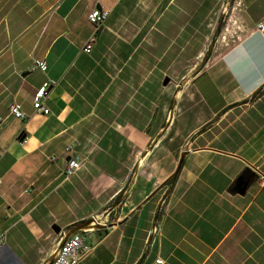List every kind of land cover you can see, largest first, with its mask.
<instances>
[{
	"label": "crops",
	"instance_id": "1",
	"mask_svg": "<svg viewBox=\"0 0 264 264\" xmlns=\"http://www.w3.org/2000/svg\"><path fill=\"white\" fill-rule=\"evenodd\" d=\"M238 1L234 43L205 63L209 25L194 53L169 54L178 0H0L1 264H48L92 219L79 264H264V0ZM96 8L109 15L88 53Z\"/></svg>",
	"mask_w": 264,
	"mask_h": 264
},
{
	"label": "rangeland",
	"instance_id": "2",
	"mask_svg": "<svg viewBox=\"0 0 264 264\" xmlns=\"http://www.w3.org/2000/svg\"><path fill=\"white\" fill-rule=\"evenodd\" d=\"M178 1L175 3L172 13L174 20L172 29L174 46L172 51L169 52L170 55L176 53L182 47H184V54H187V52L194 53L203 42L209 25L210 31L209 35H207L209 40L206 42V48L208 49L218 26H220V18L223 14L225 18L221 31L216 35L214 40L213 49L223 38H226L224 42H228V44L232 43V41L234 43L233 39H235L237 33L240 31L238 21L239 15L243 11V4L241 2L238 0H222L220 3H218V0H206L205 2L184 0L183 3L181 0ZM181 6L184 7V11H188V14L179 11V9H182ZM166 60H169V58ZM173 85L174 83L172 82L169 88ZM24 259L28 264H34L38 261V257L35 254Z\"/></svg>",
	"mask_w": 264,
	"mask_h": 264
},
{
	"label": "built area",
	"instance_id": "3",
	"mask_svg": "<svg viewBox=\"0 0 264 264\" xmlns=\"http://www.w3.org/2000/svg\"><path fill=\"white\" fill-rule=\"evenodd\" d=\"M109 11L96 8L92 10L89 14V20L95 24L96 32L93 34L90 39L82 46V51L92 52L94 48V43L97 39V31L102 27L105 19L108 17ZM263 27V24H260V28ZM29 72L42 71L46 72L48 70V62L46 59L35 58L32 64L29 67ZM54 80H46L34 93L33 95V107L37 112L43 114H49L51 109L46 105L45 98L47 95V90L49 86L54 83ZM10 112L13 116L17 118L24 119L26 113L22 108L21 103L14 102L10 108ZM67 151H74V146L70 145L67 147ZM82 159L79 154H72L67 162V166L64 170L65 178H70L75 173H77L82 167ZM3 180L0 177V189L2 187ZM87 228L80 229L71 233L70 235L65 234L62 239L63 242L60 244L58 251L55 256L48 262V264H79L87 256H89L93 249L94 245L91 242ZM159 231L158 224L154 225L153 232L156 233ZM6 243V233L0 235V245ZM164 259L158 258L151 264H163ZM1 264V263H0Z\"/></svg>",
	"mask_w": 264,
	"mask_h": 264
},
{
	"label": "water",
	"instance_id": "4",
	"mask_svg": "<svg viewBox=\"0 0 264 264\" xmlns=\"http://www.w3.org/2000/svg\"><path fill=\"white\" fill-rule=\"evenodd\" d=\"M224 18H225V15L223 14V15H222V19H221V23H220V25H222V21H223ZM219 30H220V27H219ZM168 82H169V78H167V79L165 80V83H168ZM182 160H183V158L180 159V162H179L178 168H177V170H176V172H175V175L177 174V172H178L179 169H180V166H181ZM246 189H247V181L245 182V180H244L243 178H241V179L239 180V191H240V192H245ZM91 222H95V225H94L93 227H101V226H103L101 223H97L96 220L92 219V220H88L87 222H85V223H83V224H80V225L76 226L75 228H73L72 230H70V231L68 232L67 235H70L71 233H73V232H75V231H78V230H80V229L88 228V226H89V224H90Z\"/></svg>",
	"mask_w": 264,
	"mask_h": 264
},
{
	"label": "trees",
	"instance_id": "5",
	"mask_svg": "<svg viewBox=\"0 0 264 264\" xmlns=\"http://www.w3.org/2000/svg\"><path fill=\"white\" fill-rule=\"evenodd\" d=\"M221 26H222V25L218 26V29H217V32H216L215 35H214L213 41H212V43L210 44V46L208 47V49H207V51H206V53H205V57H204V62H205V63L208 61V59H209V58L211 57V55H212V52H213V43H214V40H215V38H216V35H218L219 32L221 31ZM219 27H220V30H219ZM263 93H264V86H262L260 89H258V90L255 92L253 98H257V97H259L260 95H262ZM246 174H247V173L243 174V177H246ZM176 179H177V176L175 175V176H173L172 178H170V179L168 180V182H170V183H174V182L176 181ZM121 197H122V195H118V196L116 197V202H118V201L121 199Z\"/></svg>",
	"mask_w": 264,
	"mask_h": 264
},
{
	"label": "bare ground",
	"instance_id": "6",
	"mask_svg": "<svg viewBox=\"0 0 264 264\" xmlns=\"http://www.w3.org/2000/svg\"><path fill=\"white\" fill-rule=\"evenodd\" d=\"M94 225H95V222H91L88 227L94 226Z\"/></svg>",
	"mask_w": 264,
	"mask_h": 264
},
{
	"label": "flooded vegetation",
	"instance_id": "7",
	"mask_svg": "<svg viewBox=\"0 0 264 264\" xmlns=\"http://www.w3.org/2000/svg\"><path fill=\"white\" fill-rule=\"evenodd\" d=\"M221 19H222V16H221V18H220V23H221ZM223 21H224V19H223ZM223 21H222V23H223Z\"/></svg>",
	"mask_w": 264,
	"mask_h": 264
}]
</instances>
